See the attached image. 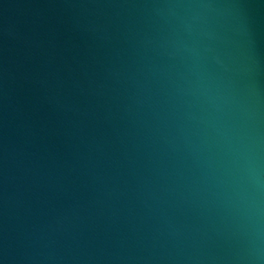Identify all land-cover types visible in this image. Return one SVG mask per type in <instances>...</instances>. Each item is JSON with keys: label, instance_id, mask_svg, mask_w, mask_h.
I'll use <instances>...</instances> for the list:
<instances>
[{"label": "water", "instance_id": "obj_1", "mask_svg": "<svg viewBox=\"0 0 264 264\" xmlns=\"http://www.w3.org/2000/svg\"><path fill=\"white\" fill-rule=\"evenodd\" d=\"M0 264H264V0H0Z\"/></svg>", "mask_w": 264, "mask_h": 264}]
</instances>
